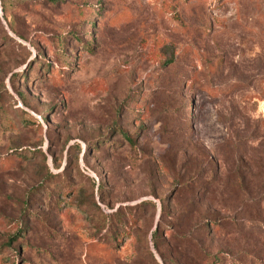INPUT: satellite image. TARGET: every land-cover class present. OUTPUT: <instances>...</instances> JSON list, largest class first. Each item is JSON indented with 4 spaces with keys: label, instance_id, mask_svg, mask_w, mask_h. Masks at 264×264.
I'll list each match as a JSON object with an SVG mask.
<instances>
[{
    "label": "rangeland",
    "instance_id": "rangeland-1",
    "mask_svg": "<svg viewBox=\"0 0 264 264\" xmlns=\"http://www.w3.org/2000/svg\"><path fill=\"white\" fill-rule=\"evenodd\" d=\"M0 264H264V0H0Z\"/></svg>",
    "mask_w": 264,
    "mask_h": 264
},
{
    "label": "trees",
    "instance_id": "trees-1",
    "mask_svg": "<svg viewBox=\"0 0 264 264\" xmlns=\"http://www.w3.org/2000/svg\"><path fill=\"white\" fill-rule=\"evenodd\" d=\"M10 30L17 35V33L13 30V28L10 26ZM34 58V57H33ZM27 63L25 65V69L28 67ZM23 71V70H22ZM15 74V73H13ZM18 95L22 99V103L25 107H28V103L24 100L23 94L18 93ZM23 114H28L27 111L23 108L20 110ZM123 135V139L128 142L129 144L133 142L132 138L125 134L124 132H121ZM104 136H99L97 140L104 139ZM100 143V141H99ZM76 167L78 169V164H76ZM80 171V170H79ZM80 176H85L86 174L84 171L83 173H79ZM87 175V174H86ZM44 179L42 180V183L40 185V188L43 189V197L47 198V201H60V196L63 198L61 202H65L68 192L72 189L73 183L70 180L69 173L68 172H47L46 175L43 176ZM88 178L89 176H85ZM83 178V177H82ZM81 183L79 185V188L77 189V193L75 197L70 201V203H75L76 206L84 207L85 209H88V211L91 213V215L94 217L97 223V227L99 230H105V231H111V233H117L122 230H124V227L126 226V220L124 219V216L119 214V209H115L110 212H104L102 211L100 204L98 203L97 199L95 198L94 194V187H95V181L93 178L90 177L89 184H86L85 181L81 179ZM84 189V191H80ZM97 189L99 192L103 191V187L97 184ZM82 192V193H81ZM80 195V196H79ZM100 201L101 198H99ZM112 229V230H111ZM157 231H153V236H156Z\"/></svg>",
    "mask_w": 264,
    "mask_h": 264
}]
</instances>
